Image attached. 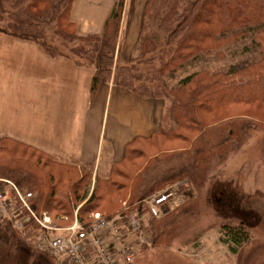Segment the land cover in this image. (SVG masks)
Instances as JSON below:
<instances>
[{
    "label": "trees",
    "instance_id": "16d2710c",
    "mask_svg": "<svg viewBox=\"0 0 264 264\" xmlns=\"http://www.w3.org/2000/svg\"><path fill=\"white\" fill-rule=\"evenodd\" d=\"M74 2L0 0V32L41 46L52 59L92 67L93 97L113 80L143 99L164 102L160 128L128 144L108 176L95 180L88 166L0 138V182L32 193L33 209L58 228L71 227L76 213L84 224L96 213H121L127 203L146 222L151 248L168 247L187 226L190 210L185 205L157 218L145 200L183 182L200 198L212 174L248 145L251 133H264V0H148L139 53L131 60L118 49L124 0L101 35L84 34L71 21ZM213 61L216 67L206 66ZM197 63L203 66L188 74ZM12 230L19 239L32 238L35 248L42 233L34 222ZM220 234L234 255L252 241L244 224H224Z\"/></svg>",
    "mask_w": 264,
    "mask_h": 264
},
{
    "label": "crops",
    "instance_id": "0c3cea01",
    "mask_svg": "<svg viewBox=\"0 0 264 264\" xmlns=\"http://www.w3.org/2000/svg\"><path fill=\"white\" fill-rule=\"evenodd\" d=\"M117 1L75 0L71 21L84 34L101 35ZM147 2L124 0L118 49L121 45L126 60L138 56ZM118 57L117 51L116 62ZM93 75L92 67L52 59L41 46L0 32V138L30 145L78 168L88 166L94 180L107 177L128 144L159 130L164 107L113 80L93 97Z\"/></svg>",
    "mask_w": 264,
    "mask_h": 264
},
{
    "label": "rangeland",
    "instance_id": "374dc122",
    "mask_svg": "<svg viewBox=\"0 0 264 264\" xmlns=\"http://www.w3.org/2000/svg\"><path fill=\"white\" fill-rule=\"evenodd\" d=\"M216 65L217 62L213 61L206 66ZM200 66L203 64L197 63L188 74L198 71ZM183 76L181 74L171 84L177 85ZM112 122L110 118L108 127ZM107 148L108 140L105 153ZM176 186L177 196L171 209L188 206L186 209L190 210L191 216L187 226L168 247L152 248L146 228L144 235L149 243L135 247L137 255L128 264H264L263 132L251 133L248 145L235 152L223 167L212 174L200 198L192 196L187 182ZM7 192L9 196L10 189ZM236 223L249 228L252 241L234 255L220 242V226ZM31 241L32 238L26 241L19 239L11 226L0 220V264H53L37 246L32 247ZM34 242L36 245L40 243L39 240ZM131 243L126 241V245ZM121 264L126 263L122 261Z\"/></svg>",
    "mask_w": 264,
    "mask_h": 264
},
{
    "label": "built area",
    "instance_id": "2783aa9c",
    "mask_svg": "<svg viewBox=\"0 0 264 264\" xmlns=\"http://www.w3.org/2000/svg\"><path fill=\"white\" fill-rule=\"evenodd\" d=\"M0 183L4 185L0 187V219L20 232L31 222L39 226L42 233L35 238V241H40L36 246L52 258L53 264H121L122 261L128 264L137 255L135 247L149 243L144 235L146 222L127 203H124L121 213L114 216L96 213L84 224L76 213L71 227L58 228L48 214L40 216L33 209L32 193L23 192L11 181L1 180ZM176 187L167 188L145 200L155 217L162 218L171 211L177 196ZM130 238L136 240L126 245Z\"/></svg>",
    "mask_w": 264,
    "mask_h": 264
}]
</instances>
